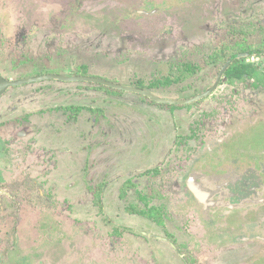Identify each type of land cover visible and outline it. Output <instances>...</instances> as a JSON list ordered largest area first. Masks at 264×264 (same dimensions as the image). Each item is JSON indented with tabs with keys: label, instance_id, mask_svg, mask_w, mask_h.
<instances>
[{
	"label": "rangeland",
	"instance_id": "374dc122",
	"mask_svg": "<svg viewBox=\"0 0 264 264\" xmlns=\"http://www.w3.org/2000/svg\"><path fill=\"white\" fill-rule=\"evenodd\" d=\"M0 75L117 85L0 96V264H264V0H0Z\"/></svg>",
	"mask_w": 264,
	"mask_h": 264
},
{
	"label": "water",
	"instance_id": "95a60500",
	"mask_svg": "<svg viewBox=\"0 0 264 264\" xmlns=\"http://www.w3.org/2000/svg\"><path fill=\"white\" fill-rule=\"evenodd\" d=\"M234 58V57H233ZM230 58L221 68V70L219 71L217 78L215 80L214 85L207 91V92H203L201 94H198L190 99L187 100H174V99H163V98H158L154 95H152L151 93L145 91V90H135L133 88H127L126 86H117L111 82H107L104 80H100L97 78H89V77H79V76H58V75H43V76H39V77H35V78H28V79H21V80H8L5 79L4 77H2L0 75V96L4 93V91L10 87V86H18V85H22L24 83H29V82H34V81H41V80H46V79H58V80H62V81H91V82H96V83H102L108 86H117L121 89L124 90H129V91H138L142 94H144L145 96H148L150 99H152L155 102L158 103H168V104H174V103H179V104H185V103H190L193 101H197L203 97L208 96L214 89L215 87L218 85L219 80L221 79V76L224 72V70L226 69V67L229 65L230 61L233 59Z\"/></svg>",
	"mask_w": 264,
	"mask_h": 264
},
{
	"label": "bare ground",
	"instance_id": "6f19581e",
	"mask_svg": "<svg viewBox=\"0 0 264 264\" xmlns=\"http://www.w3.org/2000/svg\"><path fill=\"white\" fill-rule=\"evenodd\" d=\"M220 176L207 177L200 173L194 172L191 175L190 185L195 192L197 198L203 203L205 210L212 205L227 206L229 203L225 202L227 196L226 190L220 186ZM228 190V189H227ZM218 194V200L214 201V195ZM236 206H241L238 204ZM206 213V212H205ZM208 214V213H207ZM206 214V216H208Z\"/></svg>",
	"mask_w": 264,
	"mask_h": 264
},
{
	"label": "flooded vegetation",
	"instance_id": "af4514ba",
	"mask_svg": "<svg viewBox=\"0 0 264 264\" xmlns=\"http://www.w3.org/2000/svg\"><path fill=\"white\" fill-rule=\"evenodd\" d=\"M246 51H247V50H245V51H242V50H241V51L234 52V53L230 54V58H231V57H232V58L234 57V58L230 61L229 65L226 67V69L224 70L223 74H228L227 71H229L230 68H233V67H237V66H239V65H240V63L238 62L239 57L242 56L241 54L246 55V54H247ZM250 51H251V50H250ZM258 52H259V51H258ZM248 53H250V52H248ZM251 53H253V51H251ZM230 58H229V59H230ZM229 59H228V60H229ZM228 60H226V61L223 63V65H224ZM245 60H248V57H245ZM239 71H240V70H234L233 72H238V73H237L236 75L233 74V73H230V75L232 74V75L235 76V77H239V76H241V73H240ZM223 74H222L221 78L223 77ZM229 78H230V76H229ZM219 82H220V80H219ZM218 85H219V83H218ZM218 85H217V86H218ZM240 134H242V133H240ZM240 139H241V138H240ZM226 141H227V142H230L231 140L228 138ZM194 172H196V171H193V172L190 173L189 177L187 178L186 183H187L188 188H189V189L191 190V192L193 193L194 197H195L199 202H201V201L197 198L195 192L193 191V189H192V187H191V185H190L191 175H192ZM197 173H200V174H202V175H205V174H203L202 172H197ZM205 176H206V175H205ZM214 176H218V175H217V174H214L212 177H214ZM202 204H203V203H202Z\"/></svg>",
	"mask_w": 264,
	"mask_h": 264
},
{
	"label": "crops",
	"instance_id": "0c3cea01",
	"mask_svg": "<svg viewBox=\"0 0 264 264\" xmlns=\"http://www.w3.org/2000/svg\"><path fill=\"white\" fill-rule=\"evenodd\" d=\"M34 141H35V139H34ZM31 146H33V149L35 150H37V147H39L40 145L39 144H34V142H33V144L31 145Z\"/></svg>",
	"mask_w": 264,
	"mask_h": 264
},
{
	"label": "trees",
	"instance_id": "16d2710c",
	"mask_svg": "<svg viewBox=\"0 0 264 264\" xmlns=\"http://www.w3.org/2000/svg\"><path fill=\"white\" fill-rule=\"evenodd\" d=\"M233 74H236L235 72H232Z\"/></svg>",
	"mask_w": 264,
	"mask_h": 264
}]
</instances>
